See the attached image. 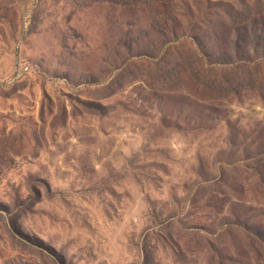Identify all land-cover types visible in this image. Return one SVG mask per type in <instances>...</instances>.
Returning a JSON list of instances; mask_svg holds the SVG:
<instances>
[{
  "label": "rangeland",
  "instance_id": "obj_1",
  "mask_svg": "<svg viewBox=\"0 0 264 264\" xmlns=\"http://www.w3.org/2000/svg\"><path fill=\"white\" fill-rule=\"evenodd\" d=\"M0 264H264V0H0Z\"/></svg>",
  "mask_w": 264,
  "mask_h": 264
}]
</instances>
